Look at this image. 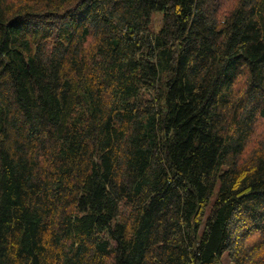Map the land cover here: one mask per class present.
<instances>
[{"label":"trees","instance_id":"obj_1","mask_svg":"<svg viewBox=\"0 0 264 264\" xmlns=\"http://www.w3.org/2000/svg\"><path fill=\"white\" fill-rule=\"evenodd\" d=\"M225 254L264 264V0H0V264Z\"/></svg>","mask_w":264,"mask_h":264},{"label":"rangeland","instance_id":"obj_2","mask_svg":"<svg viewBox=\"0 0 264 264\" xmlns=\"http://www.w3.org/2000/svg\"><path fill=\"white\" fill-rule=\"evenodd\" d=\"M161 17H162L161 14H156V16L154 17L155 18V24L154 25H155L156 29H159V27L161 25V20H162ZM214 199H215V196H213L212 201H214ZM227 257H228L227 254H225L223 256V258H221L222 259L221 264H231L230 259Z\"/></svg>","mask_w":264,"mask_h":264}]
</instances>
